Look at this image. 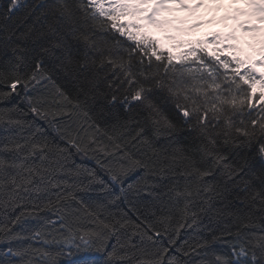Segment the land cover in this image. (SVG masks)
Instances as JSON below:
<instances>
[{"label":"snow or ice","instance_id":"1","mask_svg":"<svg viewBox=\"0 0 264 264\" xmlns=\"http://www.w3.org/2000/svg\"><path fill=\"white\" fill-rule=\"evenodd\" d=\"M14 95L0 264H264V0H4Z\"/></svg>","mask_w":264,"mask_h":264},{"label":"trees","instance_id":"2","mask_svg":"<svg viewBox=\"0 0 264 264\" xmlns=\"http://www.w3.org/2000/svg\"><path fill=\"white\" fill-rule=\"evenodd\" d=\"M4 0H0V3H3ZM25 2L29 5L34 4L36 2V0H25ZM48 2H51V0H48ZM37 10H39V6L37 5ZM18 14H23V9H21V11ZM31 20L26 21V23H30ZM220 26L219 25H213V26H209L206 28H202L200 30H198L195 34H193L192 37L190 38H197L202 36L206 31H210V30H216L218 29ZM59 82V81H58ZM29 95H32L33 93L29 92ZM20 95H24L23 89L20 90ZM19 102V96L14 95L11 99H9L8 101H4V102H0V107H10L12 104L18 103ZM20 107H24V105L21 103ZM27 119H33V117L31 115H29L28 117H26ZM38 124H40L41 127L45 128L46 134L48 136H53V133L51 131V129H49L47 127V125L43 124V122L37 120L36 121ZM14 131L13 129H8L7 131L5 130L4 127H0V140H2V138L6 135L11 134V132ZM162 142V141H161ZM75 162L76 163H83L86 164L89 167H96L95 162L94 161H90V160H86L80 156H76L75 158ZM140 173H137L136 175H139ZM103 175V174H101ZM105 179H107L106 176H104ZM135 178V176L133 177V179ZM159 179V178H157ZM164 183H168V180L166 179L164 181ZM118 191V189H117ZM123 206V205H122ZM175 223L176 221L173 220L172 222V226L175 227ZM190 223V221H189ZM208 218L207 217H203L201 220V226L199 230L193 229V228H183L180 230L179 236L177 237L178 242H183L185 240H189L190 237H194V236H206L207 232L204 230V226L208 225ZM36 221L34 220H29L25 222V226H32L35 225ZM210 226V225H209ZM17 231H19V228H17ZM170 234H174V233H170ZM138 240V237L136 238ZM191 242V241H190ZM111 243H115V239H113L111 241ZM111 243L109 245V248L111 247ZM164 243L166 244L167 241L164 240ZM217 250H220L222 247H224L223 245H215L214 246ZM92 259H94V257L92 255H88V256H84V255H78L74 258L75 264H83V262L85 261H91Z\"/></svg>","mask_w":264,"mask_h":264}]
</instances>
